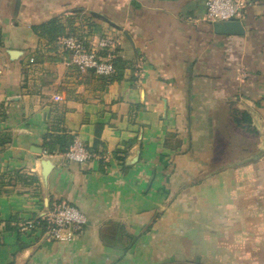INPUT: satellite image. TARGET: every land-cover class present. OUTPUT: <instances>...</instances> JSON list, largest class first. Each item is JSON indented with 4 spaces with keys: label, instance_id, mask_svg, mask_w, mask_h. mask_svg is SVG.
Returning <instances> with one entry per match:
<instances>
[{
    "label": "crops",
    "instance_id": "obj_1",
    "mask_svg": "<svg viewBox=\"0 0 264 264\" xmlns=\"http://www.w3.org/2000/svg\"><path fill=\"white\" fill-rule=\"evenodd\" d=\"M242 1L237 34L207 0H0V264H264V0ZM68 34L113 37L115 73L80 71ZM61 204L87 217L68 241Z\"/></svg>",
    "mask_w": 264,
    "mask_h": 264
},
{
    "label": "built area",
    "instance_id": "obj_2",
    "mask_svg": "<svg viewBox=\"0 0 264 264\" xmlns=\"http://www.w3.org/2000/svg\"><path fill=\"white\" fill-rule=\"evenodd\" d=\"M242 0H207L206 17L213 22L232 21L240 15ZM61 46L70 54L71 63L81 71H92L96 76L108 77L115 73V39L102 36L92 43L86 37L68 34L61 38ZM34 61L33 58L30 59ZM71 162L82 163L91 158V152L84 142L75 136L64 154ZM48 235L58 241H68L73 231L86 224V215L77 207L61 204L54 207L47 216Z\"/></svg>",
    "mask_w": 264,
    "mask_h": 264
},
{
    "label": "trees",
    "instance_id": "obj_3",
    "mask_svg": "<svg viewBox=\"0 0 264 264\" xmlns=\"http://www.w3.org/2000/svg\"><path fill=\"white\" fill-rule=\"evenodd\" d=\"M32 29L34 30L35 33L39 32V34H46L51 39H56L58 36L62 34V29L58 25L55 18H52L51 20L38 24V25H32ZM234 121L236 122L238 126L243 128L244 130L248 132H255L254 128L252 127V118L248 112L246 111L237 112L236 115L234 116ZM63 138L58 139V142L61 145H63L64 143ZM10 140L11 138L9 136L0 135V145H5L6 143L10 142ZM72 141L73 139L71 140L70 145ZM61 148L62 150L65 149L64 147H61ZM68 148L66 149V151L68 150Z\"/></svg>",
    "mask_w": 264,
    "mask_h": 264
},
{
    "label": "water",
    "instance_id": "obj_4",
    "mask_svg": "<svg viewBox=\"0 0 264 264\" xmlns=\"http://www.w3.org/2000/svg\"><path fill=\"white\" fill-rule=\"evenodd\" d=\"M217 28L216 32L224 33V32H235L237 34L244 33V29L242 27V24L238 20H232V21H225V22H217ZM34 152H37L38 154H43V149L41 147H36L34 149ZM55 162L51 158L43 157L41 159V179L45 186H47L48 183V175L51 172V170L54 168ZM46 207L48 206V198H45Z\"/></svg>",
    "mask_w": 264,
    "mask_h": 264
},
{
    "label": "rangeland",
    "instance_id": "obj_5",
    "mask_svg": "<svg viewBox=\"0 0 264 264\" xmlns=\"http://www.w3.org/2000/svg\"><path fill=\"white\" fill-rule=\"evenodd\" d=\"M74 65V64H73ZM77 67V66H76ZM78 68V67H77ZM80 70V69H79ZM81 71V70H80Z\"/></svg>",
    "mask_w": 264,
    "mask_h": 264
}]
</instances>
